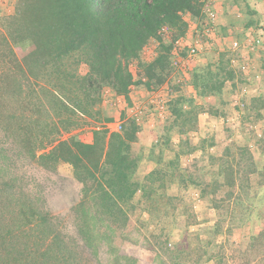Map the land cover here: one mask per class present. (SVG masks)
Here are the masks:
<instances>
[{
    "label": "rangeland",
    "instance_id": "obj_1",
    "mask_svg": "<svg viewBox=\"0 0 264 264\" xmlns=\"http://www.w3.org/2000/svg\"><path fill=\"white\" fill-rule=\"evenodd\" d=\"M21 1L0 0V264H264V51L246 76L219 40L264 34V0H218L183 70L195 0L122 61L126 87L84 49L9 62L35 49Z\"/></svg>",
    "mask_w": 264,
    "mask_h": 264
},
{
    "label": "trees",
    "instance_id": "obj_2",
    "mask_svg": "<svg viewBox=\"0 0 264 264\" xmlns=\"http://www.w3.org/2000/svg\"><path fill=\"white\" fill-rule=\"evenodd\" d=\"M194 2L195 0H22V9L11 20L14 23L22 22L23 25L27 20L25 31L32 33L35 49L29 56L23 57L22 61L14 55L9 62L15 63L14 66L22 70L23 64L31 55L38 57L42 43L52 45L49 47L56 49L59 55L84 49L94 74L99 73L105 79L115 78L122 87H126L130 84V77L122 71V61L132 57L148 37L156 35L163 24H183L181 14L185 11L193 13ZM29 14L32 17L30 20ZM2 57L3 54H0V58ZM39 58L45 61L49 57L45 58L43 54ZM74 145H79L80 152L81 148L92 146L78 143Z\"/></svg>",
    "mask_w": 264,
    "mask_h": 264
},
{
    "label": "built area",
    "instance_id": "obj_3",
    "mask_svg": "<svg viewBox=\"0 0 264 264\" xmlns=\"http://www.w3.org/2000/svg\"><path fill=\"white\" fill-rule=\"evenodd\" d=\"M215 3V0L201 1L200 18L198 19L199 28L196 30L197 34H195L188 44H183L181 41L180 52L182 53L185 50V53L181 56V60L178 63L180 64L182 62L183 70H185V66H188L192 60H199L198 57L204 47L209 45L210 39L219 32V29L221 31L222 27L217 22ZM246 30H248V33L241 40L233 36H228V34L232 35L231 33L221 35L219 40L225 42L228 39L227 49L225 51L230 53L229 63L231 66L236 65L237 69L247 76L250 70L249 56L254 52L264 51V38L262 30L257 31L251 28ZM243 51H245V55ZM175 64H177V61H175ZM184 73L187 75L186 72Z\"/></svg>",
    "mask_w": 264,
    "mask_h": 264
},
{
    "label": "crops",
    "instance_id": "obj_4",
    "mask_svg": "<svg viewBox=\"0 0 264 264\" xmlns=\"http://www.w3.org/2000/svg\"><path fill=\"white\" fill-rule=\"evenodd\" d=\"M215 2H216V6L218 7V4H219V11H218V20L220 21V22H223V19H225V17H223L224 16V12H222V11H224L225 10V7L224 6H222V7H220V3L221 2H219L218 0H215ZM223 9V10H222ZM225 21H227V20H225ZM222 25V24H221ZM250 28V27H249ZM247 33V32H246ZM263 38H264V34H263Z\"/></svg>",
    "mask_w": 264,
    "mask_h": 264
}]
</instances>
